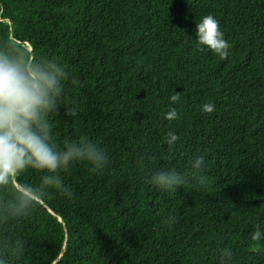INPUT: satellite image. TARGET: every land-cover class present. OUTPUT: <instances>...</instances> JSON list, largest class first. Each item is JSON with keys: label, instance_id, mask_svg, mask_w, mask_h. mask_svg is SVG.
<instances>
[{"label": "trees", "instance_id": "1", "mask_svg": "<svg viewBox=\"0 0 264 264\" xmlns=\"http://www.w3.org/2000/svg\"><path fill=\"white\" fill-rule=\"evenodd\" d=\"M205 15L231 45L226 59L197 44ZM8 42L68 73L48 117L56 143L87 137L109 158L59 172L71 198L41 187L28 216L0 223L23 242L8 264H221L227 252V264H264V0H0ZM157 171L188 183H146ZM45 174L18 179L40 187Z\"/></svg>", "mask_w": 264, "mask_h": 264}, {"label": "clouds", "instance_id": "2", "mask_svg": "<svg viewBox=\"0 0 264 264\" xmlns=\"http://www.w3.org/2000/svg\"><path fill=\"white\" fill-rule=\"evenodd\" d=\"M195 36L198 46L220 59L227 58L231 45L212 15H205L195 23ZM67 77L64 66L53 60H42L12 42L0 47V191L10 193L8 198H0V223L28 216L37 204L36 198L44 194L41 187L55 188L71 198L73 192L64 184L59 172L67 171L74 162H88L94 171L104 169L109 163L105 150L87 137L78 142L65 141L60 147L52 135L48 117L58 111L63 81ZM170 99L176 102L179 98L172 96ZM202 111L212 113L214 105L204 104ZM76 112L75 107H69L65 114L74 116ZM168 136L170 145L179 139L173 133ZM190 164L194 178L203 181L199 172L205 166L204 157L198 156ZM29 169L46 173L40 187L19 181L21 174ZM146 183L167 191L188 182L175 171H157ZM176 220L170 215L163 223L170 227ZM261 238L257 227L252 239L259 241ZM22 249L20 239L0 234V264H8V257L20 256ZM230 257V252L222 253L221 264H227Z\"/></svg>", "mask_w": 264, "mask_h": 264}]
</instances>
